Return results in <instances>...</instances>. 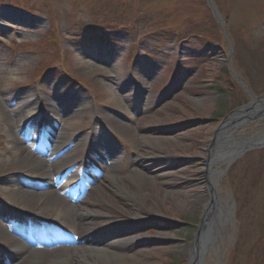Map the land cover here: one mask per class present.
Returning <instances> with one entry per match:
<instances>
[{"label":"rangeland","instance_id":"1","mask_svg":"<svg viewBox=\"0 0 264 264\" xmlns=\"http://www.w3.org/2000/svg\"><path fill=\"white\" fill-rule=\"evenodd\" d=\"M211 2L223 26L208 0H0V264H80L96 234L115 253L94 264H188L208 175L202 264H264V146L208 166L224 118L264 99V0Z\"/></svg>","mask_w":264,"mask_h":264},{"label":"bare ground","instance_id":"2","mask_svg":"<svg viewBox=\"0 0 264 264\" xmlns=\"http://www.w3.org/2000/svg\"><path fill=\"white\" fill-rule=\"evenodd\" d=\"M255 109H259V108H264L261 107V104L257 107H254ZM252 110V109H251ZM246 112H248V110H246ZM245 113V112H244ZM244 116V115H241ZM245 117V116H244ZM237 125V124H234ZM228 127L226 128H222V129H218L219 131H222L221 134L224 133L225 130H227ZM229 140V141H228ZM255 140H259L262 141L264 140V131L263 133L256 137V138H252L251 139H247L245 136H241V137H234L232 135L223 138V139H219L217 138V141L214 143H212V145L209 146V153H210V157L208 159V166L215 164L217 161H221L224 162L228 159L227 155H230L233 151L240 149L241 146L240 145H245L248 141L252 142ZM53 155V153L51 152L49 154V156ZM216 176L215 175H208V182L210 184V190L212 191L211 194L209 195V200H207V214L205 216V219L207 224L204 226V232L206 235L207 239H210L213 237V234L216 233V231L214 230L215 227V223L213 222L214 220V216H213V212L215 214L220 215L222 213V204L220 203L219 198V194L217 193V186H216ZM113 183V182H112ZM181 186H183V183H180ZM76 215L78 216V218L80 219L81 223H83V231H86L87 226H89V224L94 221L96 219L95 216H93L92 213H90L89 211H87L84 208H79L76 211ZM204 234V233H203ZM99 234L96 235H92L89 238H87L86 240H84V245L87 246L86 249H75L74 251H76L75 254V260L80 263V264H94L97 260H104V259H110L111 257H114V253L111 248H113L114 246L112 245H108L107 248H103V247H96L99 246L98 240H97V236ZM79 243V242H78ZM34 250H32L31 254H35V253H39V252H33ZM43 253V252H42ZM68 253V252H67ZM41 254V253H40ZM196 255V254H194ZM194 255L192 256L191 254V258L193 260ZM31 258V257H30ZM35 258V257H34ZM34 260V259H33Z\"/></svg>","mask_w":264,"mask_h":264},{"label":"water","instance_id":"3","mask_svg":"<svg viewBox=\"0 0 264 264\" xmlns=\"http://www.w3.org/2000/svg\"><path fill=\"white\" fill-rule=\"evenodd\" d=\"M208 2L211 3L210 0H208ZM212 11L216 15V19H217V22L219 23V25L223 26V21H222L221 17L219 16L218 12L216 11V8L212 7ZM233 75H234V77H237L235 74H233ZM240 81H241V79H240ZM246 89H247L248 93L251 92V91L248 90V88H246ZM250 95H251V99H252L250 104L248 106L240 108V110L239 109L235 110V111L231 112L229 115H227L224 118V120L221 123V125L218 127V129H222V128H226V127L230 128L231 125H234V124H237V125H234V127L235 126L237 127V126H240V125L243 126V124H245L249 119L251 120V118H254L257 115H264V108H259V109H255L254 108L256 106L258 107L260 104H261V107H264V99H256V98H254L252 93H250ZM246 110H248V112H246ZM241 115H244L245 117L241 116ZM218 129L215 131V136H214L215 137L214 138L215 142L217 140V137L222 133V131H219ZM213 143H214V141H213ZM250 145L252 146V148L263 147L264 146V140H262V141L255 140V141H252V142L248 141L244 145V147L245 146L249 147ZM246 149L247 148H245V150ZM237 150H239V149H237ZM237 150L233 151L230 155H227L229 160H230V158L232 156H234L237 153ZM211 192L212 191L210 190V194H211ZM206 209H204L205 211H204L203 215L201 216V219L199 220L200 224L197 227V229L195 230L196 234L194 235V238H193L192 251L190 253L189 261L187 262L188 264H202L203 263V257H204L205 251H206L207 246L209 245V243L211 242V239H212V238L207 239L206 235H205V232H204V229H205L204 226L207 224L206 220H204L205 216L207 214V210ZM214 215H215V213L213 212V216ZM191 254H192V256L194 254H196V255H194L193 260L191 258Z\"/></svg>","mask_w":264,"mask_h":264},{"label":"trees","instance_id":"4","mask_svg":"<svg viewBox=\"0 0 264 264\" xmlns=\"http://www.w3.org/2000/svg\"><path fill=\"white\" fill-rule=\"evenodd\" d=\"M210 17H212L213 18V16H211L210 15ZM102 23L103 24H96V23H92V25H90V26H92L91 28H94V29H96L95 31H97L98 33V37H99V39L100 38H107L108 36H109V32H110V30H111V28H110V26H111V23H109L106 19L105 20H102ZM105 23V24H104ZM94 26H99L98 28H95ZM112 34V33H111ZM110 34V35H111ZM2 44H4V43H2ZM195 50H197V49H195ZM61 53H65V51L64 50H59ZM58 51V52H59ZM198 52H194V54H191V55H189L188 57H187V60H189V61H191V59L192 58H199V59H201L202 57H203V55L201 54V53H203V50H202V48L201 49H199V50H197ZM176 65V64H175ZM185 66L187 67L188 65H186L185 64ZM185 66H183L182 65V70L185 68ZM52 67H50V68H48V70H50ZM176 68H177V65H176ZM193 71H190L189 73H192ZM229 71H228V69H225L224 70V73H228ZM230 74V73H229ZM239 75H240V73H239ZM240 76H242V75H240ZM250 86V85H249Z\"/></svg>","mask_w":264,"mask_h":264}]
</instances>
